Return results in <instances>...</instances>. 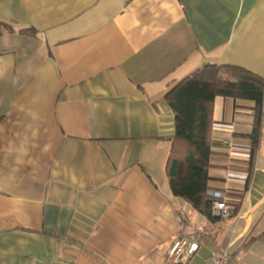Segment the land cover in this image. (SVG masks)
I'll return each mask as SVG.
<instances>
[{
	"label": "crops",
	"instance_id": "crops-1",
	"mask_svg": "<svg viewBox=\"0 0 264 264\" xmlns=\"http://www.w3.org/2000/svg\"><path fill=\"white\" fill-rule=\"evenodd\" d=\"M0 23V264H172L178 235L185 264H264V99L252 163L254 103L212 102L223 222L171 192L164 99L206 63L264 78V0H0Z\"/></svg>",
	"mask_w": 264,
	"mask_h": 264
},
{
	"label": "trees",
	"instance_id": "trees-1",
	"mask_svg": "<svg viewBox=\"0 0 264 264\" xmlns=\"http://www.w3.org/2000/svg\"><path fill=\"white\" fill-rule=\"evenodd\" d=\"M7 27L0 23V34ZM218 95L254 103L250 134L252 163L261 140L264 78L241 66L206 63L177 81L164 94L174 117V136L165 163L171 192L189 202L210 221L217 219L211 209L212 197L206 192L212 102Z\"/></svg>",
	"mask_w": 264,
	"mask_h": 264
},
{
	"label": "built area",
	"instance_id": "built-area-1",
	"mask_svg": "<svg viewBox=\"0 0 264 264\" xmlns=\"http://www.w3.org/2000/svg\"><path fill=\"white\" fill-rule=\"evenodd\" d=\"M211 197L212 213L219 221L228 220L233 215H236L238 218L242 217L240 212L234 213V210L228 204V198L225 193L219 191L211 192ZM198 249L199 243L197 240L190 239L185 235H178L167 246L165 261L172 264H185L196 254ZM207 264H236L230 245L222 251L212 254Z\"/></svg>",
	"mask_w": 264,
	"mask_h": 264
}]
</instances>
